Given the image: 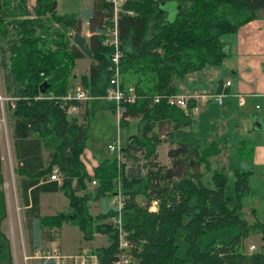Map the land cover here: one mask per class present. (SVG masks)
<instances>
[{
  "label": "trees",
  "instance_id": "trees-1",
  "mask_svg": "<svg viewBox=\"0 0 264 264\" xmlns=\"http://www.w3.org/2000/svg\"><path fill=\"white\" fill-rule=\"evenodd\" d=\"M26 1L0 0V68L6 93L17 97L10 118L17 173L24 175L20 192L23 203L30 204L26 229L31 249L51 239L46 228H59L69 220L86 238L104 233L107 245L94 252L98 264H113L118 249L112 222L116 205H103L99 214L92 215L88 201L113 198L119 186L123 228L131 244L128 264H264V247L242 248L251 233L259 232L264 238V225L241 214L242 198L250 191V167L241 161L233 169L230 188L224 165L213 169L210 184L204 182L211 158L220 153V141L203 144L196 118L169 102L176 94L174 79L205 65L220 64L226 55L221 36L253 20L264 9V0L126 3L125 8L133 13H121L116 24L120 83L122 88L132 86L136 97L133 102H121L119 125L137 119L141 134L122 146L121 159L115 156L98 162L92 175L81 159L88 138V107L81 115L67 114L60 107V97L71 88L74 61L85 57L91 62L87 74L81 76V87L96 97L106 94L114 48L103 45L102 38L112 26L110 5L106 0H92L78 12L59 14L58 0H35L32 12ZM168 2L175 10L171 20ZM84 22L91 32L88 37L82 34ZM44 80L48 86L43 94L39 87ZM90 102H104L116 112L114 102L100 98ZM188 105L192 106L190 100ZM165 141L168 164L158 160V147ZM43 147L49 151L46 166ZM128 161L132 164L127 165ZM54 166L59 169L60 183L47 181ZM86 181H95L92 193L77 195ZM2 184L0 159V264H12L10 241L1 230L7 216ZM58 190L69 199L71 211L41 216L40 193ZM153 202L156 209L150 210ZM40 262L54 264L46 258Z\"/></svg>",
  "mask_w": 264,
  "mask_h": 264
},
{
  "label": "rangeland",
  "instance_id": "rangeland-1",
  "mask_svg": "<svg viewBox=\"0 0 264 264\" xmlns=\"http://www.w3.org/2000/svg\"><path fill=\"white\" fill-rule=\"evenodd\" d=\"M91 0H59L58 1V12L60 14H71L82 10L84 7L88 6ZM26 5L28 9L32 12L33 6L35 5V0H27ZM167 8V18L169 20L173 19L175 15L174 7L170 2L166 3ZM54 27L58 25L54 24ZM69 34L66 33V36ZM91 62L90 57H85L81 59H76L74 61V65L72 67L71 76H70V86L72 88L81 87V76L86 75L88 71V66ZM131 87V86H130ZM0 95H7L4 79H3V71L0 68ZM95 105L91 106V103L87 105L88 107V138L85 142V148L81 155L85 165L90 169L91 164L95 162H100L102 160L108 158H114L116 156L115 151H110L108 149V145L114 143L115 141H119L123 146L126 144L127 140L131 136H140L141 134V124L138 120L128 119V124L125 126H120L118 123V119L116 113H113L109 108L108 104L104 102L94 103ZM86 105L82 103L79 108H77L78 115H81L85 110ZM219 106L217 104L214 105L213 110L210 113H206L203 115L200 123V129L197 128V132H199L200 137L202 138L203 144L206 143L208 138H217L214 137L219 130L223 129V137L220 139V153L211 158V168L210 171L207 172L203 176L204 182L210 184V176L214 168H216L219 164L221 166V162L226 168L228 175V184L227 186L230 188L234 181L233 169L239 167L240 165V157L242 159H250L251 156L254 155L252 163V173L250 174L249 184L251 188V192L244 195L242 198V208L241 214L247 220L255 221L258 219L260 223L264 225V156H262L259 152L255 155V149L264 146V131H258L252 126L248 129V131H244L243 134H239L234 132H228L225 130L226 128V120L228 117L226 115H222ZM260 114L264 112H259ZM226 117V119H225ZM81 119V117H79ZM81 121V120H80ZM8 122H9V135L7 143L12 147V121L10 118V113L8 114ZM219 138V137H218ZM225 142L227 144H225ZM236 142V143H235ZM242 142V144L240 143ZM5 140L0 138V145L3 146L5 150ZM239 143V144H238ZM236 144V145H232ZM169 148L168 142H163L158 147V160L162 164H168L169 159L167 157V150ZM12 164L9 163V160H5L2 163V170L4 171V175L9 181V195L10 199L13 203L16 202L20 206V211L16 210V207L12 209V221H13V230L15 239L18 242L17 251L22 254L29 255L31 254V249L28 247V232L26 231L22 206L20 189L18 186V176L16 163L14 162V156L12 155ZM132 162L128 161L127 165H131ZM13 168V169H12ZM92 175V174H91ZM15 178V182L13 181ZM86 187L83 190L77 192V195L81 196L84 193H92L94 183L92 181H86ZM118 186L116 187L117 190ZM115 190V191H116ZM141 197V193L139 194ZM58 206L57 211H48V212H57L53 215L66 213L71 211V206L69 204V199L65 195V193L60 190L58 196ZM48 203V202H47ZM88 208L92 215L99 214L102 209V204L100 200L89 199ZM155 204L152 203L150 206V210H155ZM253 211H255L256 215L254 217ZM52 216V215H46ZM94 225L100 224L99 221H94ZM9 221L6 220L4 224V232L5 235L8 236L9 230ZM46 230H51L53 232V237L58 249L61 253L65 254H75L82 250L85 246H99L107 243V236L104 233L94 232L91 238L84 237V233L77 224L72 221L65 220L62 222L59 228L52 227L46 228ZM51 232V233H52ZM261 235L259 232L249 234L243 242L242 248L245 251H248V244L251 242L257 243V236ZM9 239V238H8ZM261 242H263L264 238H259ZM51 244L43 243L40 247V256L44 255L48 249H50ZM264 246H256V250L263 248ZM39 259L28 260V264H38ZM20 264H26L24 260H21Z\"/></svg>",
  "mask_w": 264,
  "mask_h": 264
},
{
  "label": "crops",
  "instance_id": "crops-1",
  "mask_svg": "<svg viewBox=\"0 0 264 264\" xmlns=\"http://www.w3.org/2000/svg\"><path fill=\"white\" fill-rule=\"evenodd\" d=\"M57 9H58V2H57ZM57 13H59L58 10H57ZM82 34L86 37H88L91 34L86 22L82 24ZM220 40L222 41L226 49V55L222 59L221 63L218 65H205L199 70H195V71L187 73L182 78L174 79L173 86L175 88V93H176L175 95L188 96L189 100L192 103V106L196 107L195 112L189 109V114H191L192 117L196 118L197 128L199 129H200V123H201V119L203 118V115L206 113H210L213 110L214 105L217 104V106H219L218 109L220 110L222 115H226V117H228L226 120V123H227L226 124L227 126L225 128L226 131L228 132L235 131L236 133L243 134L244 131L245 130L248 131V129L251 126L252 128L258 131H264V114L259 113L261 111L264 112V108L260 110H256L254 108V105L260 101V97L258 95L264 93V9L260 10L257 13V16L253 20L240 26L234 32L223 34ZM225 81H230L231 82L230 85L224 86ZM209 93L223 94L222 101L218 103L217 101H215V99L204 100L200 98L201 96L207 95ZM238 93L245 96V104L242 106L238 103V98H237ZM100 100H103V99H100ZM83 103L87 107V105L90 104L91 102L88 101V102H83ZM93 105L95 104L93 103ZM93 105L91 104V106ZM79 107L80 106L78 104V108ZM134 120H137V119H134ZM197 134H199V132H197ZM222 135H223V129L219 130V132L214 135V137H217V138H208L206 142H210L213 140L221 141L220 139L223 137ZM198 136L200 137V135ZM240 143L242 144V142ZM225 144L227 143L225 142ZM232 145H236V144H232ZM5 147L6 148L4 150L3 149L4 147L0 145L1 156L4 157L2 159L0 157L1 170H2V163L5 162L6 159L9 160V163L12 164L11 162L12 155L14 156V162L16 163V168H17L19 164H18V160L15 155L13 136H12V147L9 144V142L5 144ZM41 151H42L41 152L42 164L43 166H46L48 165L47 163L49 162V151L46 150L45 147H43ZM257 152H259L262 156H264V146L255 149V155L257 154ZM250 159L251 161H253L254 155L251 156ZM250 159L248 158V160L247 159L244 160L240 157V162L244 161L250 167L252 171V163ZM97 164L98 162L94 161L91 164L90 169L85 165L86 170L90 175L93 173V169ZM222 165L223 163L221 162V166ZM2 174H3L2 188L5 194L7 216L1 223V230L4 232V229H3L4 224H5V221L8 220L10 227L8 230L9 232H8L7 237L9 238V241H10V247H11V252H12V264H20L21 260H24V262L28 264L27 261L32 260V259L34 260L39 259L38 264H41L40 260L43 257L40 256L39 254H40V247L42 246L43 243L47 242L48 244H51L50 245L51 248L48 249L46 253L53 250L54 248L59 250L58 246L56 245L54 241V237L52 236L53 232L51 230H48V232H52L50 235L51 239L50 240L43 239L38 248L31 249L29 245V239H28V247L29 249H31V254L29 255L23 254V257H22V254H20L17 251L18 242L15 239L14 230H13V221L11 217L12 209L16 207V210L20 211V206L18 205L16 200H15V203L11 201L10 195H9V181L10 180L6 178L3 170H2ZM23 176L24 175L18 176L19 189H20V184H19L20 179ZM13 181L15 182V178H13ZM47 181L48 182L50 181L49 175L47 177ZM59 191L60 190L54 191V192L40 193L39 212L41 216L53 215L57 213V212H48V211L58 210L57 209V206H58L57 199L59 196ZM249 192H251V188ZM20 196H21V192H20ZM28 199H29V196H28ZM21 201H22L21 207L24 209L23 216H24V222H25V227H26V211L30 207V204H24L22 200V196H21ZM29 203H30V199H29ZM101 204L102 206L103 205L111 206L112 198H107L104 200V202L101 201ZM253 214L255 217L256 215L255 211H253ZM259 238L262 239L263 237L261 235H258L257 240H256L257 243L251 242L248 244V247H247L248 251L256 250V246H264V240L263 242H261ZM107 243H108V239H107ZM107 243L99 245V246H92V245H89L88 247L85 246L80 251L87 250V251L94 252L96 248L105 246L107 245ZM251 245L255 247L253 250L249 249V246ZM65 255H73V254H65Z\"/></svg>",
  "mask_w": 264,
  "mask_h": 264
},
{
  "label": "built area",
  "instance_id": "built-area-1",
  "mask_svg": "<svg viewBox=\"0 0 264 264\" xmlns=\"http://www.w3.org/2000/svg\"><path fill=\"white\" fill-rule=\"evenodd\" d=\"M111 9V23L112 26L108 27L103 32L102 43L103 45L112 46L114 48V52L110 58V71L111 77L109 80V85L106 90V94L102 97H96L91 95L88 89L82 87L69 88L67 92L60 97V107L67 112V114H72L77 111L78 104L82 102H88L94 99H103L106 101L114 102L116 105V116L119 120L121 118V102L124 100L133 102L135 100V90L134 88H122L121 86V75L119 71V60L121 57V52L118 49L119 40H118V31H117V20L121 13L132 14V10L126 9L125 5L129 0H106ZM230 81H225L224 86H229ZM223 94L221 93H209L207 95H203L200 98L207 99H215L218 103L222 101ZM260 97V101L254 105L256 110H260L264 108V93L258 95ZM38 98H41L40 96ZM238 103L242 106L245 104V96L242 94H237ZM17 97H13L10 95H0V138L5 140L7 143L8 140V114L12 112L15 107V101ZM188 96L183 95H171L169 97V102L175 104L186 113H189V109L196 111V107L188 105ZM108 149L110 151L116 152V157L121 159V149L122 146L120 142L117 140L114 143L108 145ZM4 158L1 156V159ZM50 180L61 182L60 172L58 167H54L49 176ZM95 184V181H92ZM155 204V202H153ZM112 205H116L117 214L112 218L113 225L117 229V238H118V249L116 253V258L113 264H128L130 260H132L131 254L128 252L131 244L127 239L126 231L123 228V220H122V206H123V196L121 194L120 188L118 186L116 193L112 198ZM255 247L253 245L249 246L250 250H253ZM43 258L52 259L54 264H98V257L95 252L83 250L73 255H65L61 254L59 250L54 248L53 250L42 255Z\"/></svg>",
  "mask_w": 264,
  "mask_h": 264
},
{
  "label": "water",
  "instance_id": "water-1",
  "mask_svg": "<svg viewBox=\"0 0 264 264\" xmlns=\"http://www.w3.org/2000/svg\"><path fill=\"white\" fill-rule=\"evenodd\" d=\"M47 86H48V83H47L46 80H44V81L41 83L40 87H39L40 92L44 94L45 91H46Z\"/></svg>",
  "mask_w": 264,
  "mask_h": 264
}]
</instances>
